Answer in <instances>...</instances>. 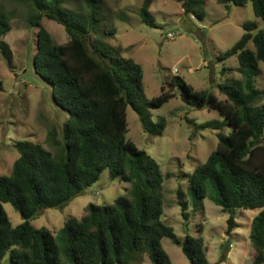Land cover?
I'll list each match as a JSON object with an SVG mask.
<instances>
[{"label":"trees","instance_id":"16d2710c","mask_svg":"<svg viewBox=\"0 0 264 264\" xmlns=\"http://www.w3.org/2000/svg\"><path fill=\"white\" fill-rule=\"evenodd\" d=\"M186 16L204 21V0H175ZM31 6L29 24L38 29L34 69L53 89L57 106L69 113L63 128L50 131L49 142L57 155L42 144L17 141L19 153L10 175H0V264H130L138 253L147 254L152 264H173L162 245L164 238L181 247L191 264H211L204 238L187 235L180 239L164 221V175L160 164L145 150L128 140L127 109L139 116L145 132L162 136L165 117L156 123L151 110L159 109L176 97L188 106L217 110L223 121H210L198 130L217 132L218 146L207 160L186 175L189 198L179 187L178 205L188 221L190 206L203 213L208 196L229 214L227 233L237 228L238 210H259L251 226L252 263L264 264V90L256 86L260 63H264V0H217L229 10L231 5L252 3L260 22L243 25V36L221 57H237L244 80L219 86L227 99L196 91L177 76L166 80L161 94L149 100L144 89V70L132 58L122 57L95 37L99 35L101 1L86 0L89 12L83 19L66 7L69 0H22ZM154 0H144L142 22L159 28L151 13ZM47 18L62 25L66 44L54 43L42 27ZM11 18L0 8V49L12 66L11 51L3 41L11 32ZM106 30L104 35H114ZM93 51L90 50V47ZM252 45V47L250 46ZM231 70L224 68V71ZM3 83L0 81V90ZM228 128L229 133L224 129ZM112 180L130 183L129 196L114 204H90L82 218L71 217L62 229L61 246L47 228L32 225L45 209L63 208L83 196L103 172ZM11 204L23 222L14 227L4 205ZM203 233V225L198 226ZM65 264V263H64Z\"/></svg>","mask_w":264,"mask_h":264},{"label":"rangeland","instance_id":"374dc122","mask_svg":"<svg viewBox=\"0 0 264 264\" xmlns=\"http://www.w3.org/2000/svg\"><path fill=\"white\" fill-rule=\"evenodd\" d=\"M102 23L95 40L117 49L122 57L132 58L144 70V89L149 100L161 94L166 80L179 76L196 91L215 94L220 100L227 97L219 86L244 80L238 71L237 57L224 61L219 58L243 36V25L248 21L260 22L254 13L252 3L245 7L231 5L227 10L217 0H204L207 11L204 21L186 16L180 3L175 0H154L151 13L159 28L144 24L140 11L144 0H100ZM66 7L83 19L89 12L86 0H69ZM0 8L11 18L12 30L3 39L12 56V66L0 49V175H10L19 153L13 144L17 141H31L42 144L57 155L56 148L49 142L50 131L55 128L63 140V128L69 113L54 101L53 89L38 76L34 69L37 51L38 29L29 23L33 14L30 5L22 0H0ZM42 27L52 35L54 43L66 44L69 36L65 28L55 21L43 18ZM116 30L114 35H104L106 30ZM252 47V45H250ZM90 50L93 51L89 45ZM213 62L215 77H210L209 64ZM231 70L224 71V68ZM177 69L178 73H175ZM256 86L264 90V63H260V75ZM176 97L159 109L151 110L153 123L165 117L167 127L162 136L144 131L138 114L129 107L128 140L145 150L161 166L164 175V221L172 226L180 239L187 235L202 236L205 240L207 258L211 264H251V226L259 210H238L237 228L228 235L229 214L222 211L210 196L205 200L203 213L188 209L189 219L182 216L177 201L179 187L189 196L188 177L196 167L204 163L218 146L217 132L198 126L210 121H223L217 110L188 106ZM264 103V101L262 102ZM225 127L224 132L229 133ZM130 183L112 180L105 170L99 181L83 196L75 198L63 208L45 209L32 221L37 228H47L61 246L62 229L71 217L82 218L90 204H114L122 196H129ZM189 198V197H188ZM13 224L23 222L21 215L11 204L4 205ZM203 225V233L198 226ZM162 245L173 264H191L181 247L171 239L164 238ZM63 264H68L61 254ZM3 264H8L6 258ZM130 264H152L147 254L138 253Z\"/></svg>","mask_w":264,"mask_h":264},{"label":"water","instance_id":"95a60500","mask_svg":"<svg viewBox=\"0 0 264 264\" xmlns=\"http://www.w3.org/2000/svg\"><path fill=\"white\" fill-rule=\"evenodd\" d=\"M209 67H210V77L211 78H214L215 77V68H214V63L213 62H211L210 64H209Z\"/></svg>","mask_w":264,"mask_h":264},{"label":"built area","instance_id":"2783aa9c","mask_svg":"<svg viewBox=\"0 0 264 264\" xmlns=\"http://www.w3.org/2000/svg\"><path fill=\"white\" fill-rule=\"evenodd\" d=\"M175 73H178L177 69H175Z\"/></svg>","mask_w":264,"mask_h":264}]
</instances>
